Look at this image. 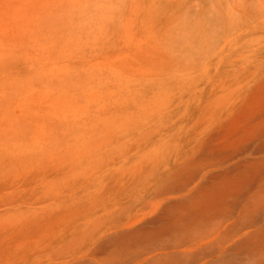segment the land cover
<instances>
[{
    "label": "rangeland",
    "instance_id": "obj_1",
    "mask_svg": "<svg viewBox=\"0 0 264 264\" xmlns=\"http://www.w3.org/2000/svg\"><path fill=\"white\" fill-rule=\"evenodd\" d=\"M0 264H264V0H0Z\"/></svg>",
    "mask_w": 264,
    "mask_h": 264
}]
</instances>
